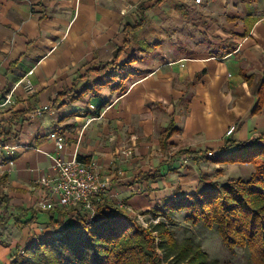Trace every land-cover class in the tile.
<instances>
[{
  "label": "crops",
  "instance_id": "1",
  "mask_svg": "<svg viewBox=\"0 0 264 264\" xmlns=\"http://www.w3.org/2000/svg\"><path fill=\"white\" fill-rule=\"evenodd\" d=\"M201 2L0 0V102L35 70L33 93L20 86L0 109V219L12 217L0 225V264L60 228L38 209L56 177L52 133L65 138V159L97 163L116 198L96 199L111 209L124 202L153 212L177 194L203 191L214 169L251 179L252 165L213 164L207 154L232 153L264 135V109L255 113L264 0ZM114 72L117 82L105 86ZM172 124L177 132L163 150ZM67 212L78 224L77 212Z\"/></svg>",
  "mask_w": 264,
  "mask_h": 264
},
{
  "label": "trees",
  "instance_id": "2",
  "mask_svg": "<svg viewBox=\"0 0 264 264\" xmlns=\"http://www.w3.org/2000/svg\"><path fill=\"white\" fill-rule=\"evenodd\" d=\"M118 76L119 73H111L110 82L104 85L117 82ZM122 86L123 81L115 88L121 89ZM258 95L260 101L255 113L261 114L264 109V77ZM176 132L174 124L163 131V150L169 148L168 139ZM262 140L264 135L251 144H241L238 151L223 152L209 159L213 164L221 165L251 164L255 171L249 181L234 179L222 185L215 183L213 189L186 194L183 198L157 205L154 215L163 220L150 228L142 226L124 209H111L108 201L98 203V197L94 200L97 207L93 220H89L90 214L81 215L75 208L72 211L77 212L78 224L66 221L68 212L65 210L55 211L60 220L54 221V211H50L53 224L60 227L56 235L39 239L23 250L24 254L17 253L11 264H163V258L174 264H211L201 247L191 240L179 242L176 238L170 226L176 222L174 217L182 212L186 213V221L191 225L216 229L225 248L248 249L253 264H264ZM11 218L0 219V225L6 226ZM16 221L19 223L18 217Z\"/></svg>",
  "mask_w": 264,
  "mask_h": 264
},
{
  "label": "built area",
  "instance_id": "3",
  "mask_svg": "<svg viewBox=\"0 0 264 264\" xmlns=\"http://www.w3.org/2000/svg\"><path fill=\"white\" fill-rule=\"evenodd\" d=\"M196 2L202 3L201 0H196ZM34 71V69H31L23 76L6 99L0 102V109H3L13 101V94L20 86H23L28 94L33 93L35 88L32 81ZM49 109L48 106H45L40 110L38 109L35 115L41 117ZM235 130V126L230 127L226 134L228 135L227 137H231L235 133ZM50 138L55 141L57 150L61 153L65 148V144H67L65 138L58 133H52ZM11 149V153H14V149ZM60 153L52 157L56 170V177L51 183H47V186L50 187V191L41 199L38 209L40 211L50 212L57 210L69 211L76 208L88 212L90 214L89 220H93L95 217V209L93 206L94 198H116V196L110 195L109 183L101 177L96 162H81L76 157L67 160ZM217 155L218 153L210 152L207 154V157L211 158ZM10 164L13 165L14 162L12 161ZM118 204V208L128 211V213L138 219L142 226L146 228L151 227L144 215L133 211L124 202H119ZM66 221L71 222V218H66ZM158 222L159 221H154L155 224ZM21 253L24 254V251H21Z\"/></svg>",
  "mask_w": 264,
  "mask_h": 264
},
{
  "label": "rangeland",
  "instance_id": "4",
  "mask_svg": "<svg viewBox=\"0 0 264 264\" xmlns=\"http://www.w3.org/2000/svg\"><path fill=\"white\" fill-rule=\"evenodd\" d=\"M221 165V164H220ZM251 165V164H249ZM188 166L187 164L180 165V167ZM226 166V165H225ZM211 168H215L213 165H210ZM211 175H208L205 179V186L201 187V190H210L213 189V185L215 183L222 185L230 182V180H234L237 176H242V179L248 180L247 175L245 172L242 173V171L237 170H229L226 175L223 173H220L222 175H219V172L214 170H211ZM254 167H253V173H254ZM181 191V190H180ZM199 191V190H198ZM197 191V192H198ZM178 198H183L185 194H177ZM94 202V200H93ZM166 203L165 200L162 201L161 205H164ZM153 212L147 211H137L139 214H142L145 216V218L148 220L150 225H154V221H161L162 218H156ZM136 211V210H135ZM186 213L182 212L177 214L174 217L175 224L173 226H170L176 235V238L179 242H184L186 240H191L195 245L202 248L204 252L207 253L209 263L211 264H253L252 263V257L250 251L248 249H242V248H235L234 250H229L225 248V246L222 243V240L217 232L216 229H208L204 225L194 226L191 225L186 221ZM168 223V222H166ZM158 242V241H157ZM159 250V249H158ZM161 255L163 256V253L159 250ZM163 264H174L171 260H165L163 258L162 260Z\"/></svg>",
  "mask_w": 264,
  "mask_h": 264
}]
</instances>
